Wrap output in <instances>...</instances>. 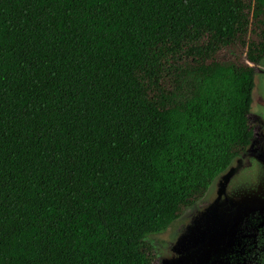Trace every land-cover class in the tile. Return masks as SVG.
Wrapping results in <instances>:
<instances>
[{
    "label": "trees",
    "instance_id": "1",
    "mask_svg": "<svg viewBox=\"0 0 264 264\" xmlns=\"http://www.w3.org/2000/svg\"><path fill=\"white\" fill-rule=\"evenodd\" d=\"M263 59L264 0H0V264H153Z\"/></svg>",
    "mask_w": 264,
    "mask_h": 264
},
{
    "label": "rangeland",
    "instance_id": "2",
    "mask_svg": "<svg viewBox=\"0 0 264 264\" xmlns=\"http://www.w3.org/2000/svg\"><path fill=\"white\" fill-rule=\"evenodd\" d=\"M248 122L253 139L195 206L149 237L153 264H256L264 228V59L254 67Z\"/></svg>",
    "mask_w": 264,
    "mask_h": 264
}]
</instances>
